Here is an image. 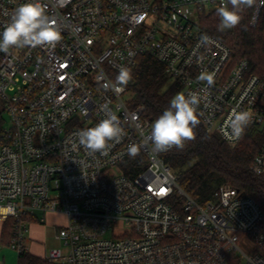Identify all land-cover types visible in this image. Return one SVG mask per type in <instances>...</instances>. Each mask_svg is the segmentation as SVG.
Here are the masks:
<instances>
[{
  "label": "built area",
  "instance_id": "2783aa9c",
  "mask_svg": "<svg viewBox=\"0 0 264 264\" xmlns=\"http://www.w3.org/2000/svg\"><path fill=\"white\" fill-rule=\"evenodd\" d=\"M24 2L0 0V33ZM40 2L61 40L0 52V113L11 121L0 129V222L14 220L9 246L24 251L30 223L61 213L67 223L57 239L66 249L47 253L54 264H264L258 202L230 184L206 202L190 197L163 158L176 148L155 151L154 121L145 105L132 106V79L119 94L103 87L149 55L180 92L206 96L198 112L207 133L235 147L242 138L223 131L235 109L251 113L247 129L264 137V74L199 25L226 0ZM251 7L256 26L264 0ZM205 70L215 73L211 87L198 80ZM111 114L125 131L119 143L106 154L78 144V131ZM133 144L141 148L135 158L127 153ZM251 171L264 180V141Z\"/></svg>",
  "mask_w": 264,
  "mask_h": 264
},
{
  "label": "trees",
  "instance_id": "16d2710c",
  "mask_svg": "<svg viewBox=\"0 0 264 264\" xmlns=\"http://www.w3.org/2000/svg\"><path fill=\"white\" fill-rule=\"evenodd\" d=\"M231 7V6H230ZM253 7L242 12L240 23L219 30L217 10L199 19L202 31L210 33L228 44L236 61L247 59L251 71L264 74V9L256 26L250 21ZM132 106L145 105L146 115L155 121L169 106L181 86L171 82L164 66L149 55L139 56L131 70ZM0 123L2 117L0 116ZM196 138L184 149L167 152L165 162L179 174V186L198 202L209 200L222 184H230L258 202L264 212V180L256 177L251 165L261 150L264 137L255 128H248L236 148L232 149L219 135L209 134L201 122L195 128ZM14 220L2 225L0 245H9ZM18 264H53L31 254L27 249L18 254Z\"/></svg>",
  "mask_w": 264,
  "mask_h": 264
},
{
  "label": "clouds",
  "instance_id": "9594fccd",
  "mask_svg": "<svg viewBox=\"0 0 264 264\" xmlns=\"http://www.w3.org/2000/svg\"><path fill=\"white\" fill-rule=\"evenodd\" d=\"M255 3V0H226L217 8L219 16V30L236 27L241 19L242 12ZM228 5H231L229 7ZM61 40L60 30L46 13L40 0H25L13 12L10 22L0 33V52L8 53L11 48H36L44 45H54ZM207 36H202L201 41L206 42ZM214 72L203 71L198 80L206 82L209 87L214 84ZM132 79L131 70L121 67L115 82L103 85L105 90L115 94L124 91ZM206 91V90H205ZM206 99L197 92L185 95L183 92L175 94L169 106L151 125L149 139L157 152H167L172 148L182 150L186 142L196 138L195 128L200 124L199 106ZM100 111H108L107 105H101ZM252 122L251 113L233 110L224 126L225 137L232 141H239L247 127ZM78 144L90 153H105L112 146L111 142L119 143L125 135L119 118L115 114L106 115L95 127L82 129L76 134ZM140 146H129L127 153L135 158L140 153Z\"/></svg>",
  "mask_w": 264,
  "mask_h": 264
},
{
  "label": "crops",
  "instance_id": "0c3cea01",
  "mask_svg": "<svg viewBox=\"0 0 264 264\" xmlns=\"http://www.w3.org/2000/svg\"><path fill=\"white\" fill-rule=\"evenodd\" d=\"M66 223L67 218L61 213L47 214L45 222L43 223L33 220L29 225V232L26 240L27 250L31 254L47 260L46 255L51 249L47 251L45 247L46 243L52 235L58 240L57 233ZM2 225L3 223L0 222V237ZM0 264H18V255L7 248H0Z\"/></svg>",
  "mask_w": 264,
  "mask_h": 264
},
{
  "label": "rangeland",
  "instance_id": "374dc122",
  "mask_svg": "<svg viewBox=\"0 0 264 264\" xmlns=\"http://www.w3.org/2000/svg\"><path fill=\"white\" fill-rule=\"evenodd\" d=\"M211 9V8H210ZM214 9V8H213ZM179 93V92H178ZM123 98H124V100H126V101H128L130 98H131V96H130V94H125L124 96H123ZM0 116L2 117V123H0V129H4V128H8L10 125H11V121H10V118L8 117V115L7 114H5V113H0ZM239 144V143H238ZM237 144V145H238ZM236 145V146H237ZM230 146V145H229ZM236 146L235 147H231L232 149H234V148H236ZM46 249H47V251H49L50 249H52V248H61V249H63V250H65L66 248L63 246V244H62V242L61 241H58V240H56L55 239V236H53L52 235V237H50L49 238V240H48V242L46 243ZM0 248H7L8 250H11V251H13V252H15L17 255H18V251H16V250H14V249H12L9 245H0Z\"/></svg>",
  "mask_w": 264,
  "mask_h": 264
}]
</instances>
